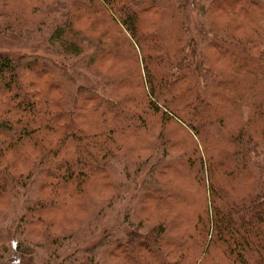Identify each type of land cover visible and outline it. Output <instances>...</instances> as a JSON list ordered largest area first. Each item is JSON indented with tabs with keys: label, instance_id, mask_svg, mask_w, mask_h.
Here are the masks:
<instances>
[{
	"label": "trees",
	"instance_id": "obj_1",
	"mask_svg": "<svg viewBox=\"0 0 264 264\" xmlns=\"http://www.w3.org/2000/svg\"><path fill=\"white\" fill-rule=\"evenodd\" d=\"M228 14L236 21L220 26ZM26 30L64 61L0 53V155L14 143L41 147L42 132L51 138L19 169L0 164L1 207L32 191L18 223L40 240L31 243L70 250L105 230L122 177L145 172L153 180L133 208L144 215L131 222L128 211V231L103 238L85 264H264V0H0V34ZM67 60L99 84L76 87ZM146 129L152 139L126 140ZM185 170L199 199L188 221L173 203L192 200L179 183ZM90 175L100 187L82 195ZM75 193L85 216L76 211L81 228L70 230L50 210Z\"/></svg>",
	"mask_w": 264,
	"mask_h": 264
},
{
	"label": "rangeland",
	"instance_id": "obj_2",
	"mask_svg": "<svg viewBox=\"0 0 264 264\" xmlns=\"http://www.w3.org/2000/svg\"><path fill=\"white\" fill-rule=\"evenodd\" d=\"M148 16L149 15H146V17L143 18V27L149 29L150 22ZM222 17V21L218 23L220 26H232L234 24V21H236L235 15L232 14L224 15ZM88 21L89 18L87 17L85 19L78 20L75 22V26L78 29L85 30L88 25ZM26 32L27 33L23 35H16L12 33L0 34V53L17 58H43L54 65L64 64L63 58L50 49L46 38H44V40H34L29 37L30 32L27 30ZM68 63L69 65H74L72 69L75 70V74H78V78L75 79L77 80L75 82L76 87L84 86L89 88L93 85L99 84L97 79L88 78V75H86L87 72L83 71L81 67L75 63L74 60L68 61ZM225 64L226 60L220 61L216 64V68H222ZM103 66L104 67H100V69H105L111 65L109 63L104 64ZM118 68L119 66L117 65L112 69V71L118 70ZM156 129L157 125L155 130ZM155 134L156 132H154V130L152 129H146L144 131L140 130L139 132H134V137L127 138L126 140L130 141L131 144H140L141 141H146V139L149 138L152 139ZM38 137L43 142V145H41V147H47L51 142V138L48 133H39ZM29 145L30 144L27 143H23L22 145H18L17 143L12 144L10 147H8V151L0 155V164L2 165L6 162V160L10 159L15 162L14 170L19 169L20 167L17 165L18 162H23L22 164L25 165V161L23 160H26L29 154H37L41 150L40 145H37L36 148H33ZM176 156L177 155H174L175 159ZM171 160L172 158L167 161L171 162ZM119 169L120 168L118 167L117 170ZM173 171L174 170L172 169V172ZM187 172L188 171L185 170L179 173V183L185 186H180L181 188H186L192 185L191 178ZM133 175L134 177H131V179H129L128 181H126V179L122 177V181H125L126 184V190H124V194H122L123 199L121 198L118 202H112V208L107 209L106 213L104 214L105 221L103 220L102 223L107 230L105 229V231L104 229H101V226L98 230H96L97 234L95 232L92 233L90 230H87V232L90 231L88 235H84L80 237V239L72 241L70 250H67L66 248H64V246H60L61 244L52 245L51 242L44 243L47 245L43 244V246L41 245L36 247L33 242L31 243V240L36 239L37 241H40L39 238L33 235H29L27 231L22 233L21 228L18 225L19 218L22 217L25 212L26 206L30 201H32V191L30 194L28 192L26 193V195H21L17 200H14L12 203L13 205L9 210L7 206H5L4 208L0 205V213L2 212L0 214V264H85L88 261H91V257H97L98 259L100 257L101 251L104 249V246H101V241L103 240V238L109 240L110 237L119 235L120 232L128 231V227L124 222V216L128 213V211V219L131 222H135V220H137L136 218H142V216L144 215L140 212L139 215L136 214L135 216L133 208L136 204L137 196H139V194L144 189V183L149 181L151 182L153 178L152 176L147 175L145 172L139 175L137 173H134ZM233 177L234 176L223 177L221 179L222 183L231 188L235 187L237 190L241 189V185H238L240 182H236L239 180H236ZM69 185L74 186V183L71 182ZM99 187L100 185L97 183L95 175H90V177H88L84 181V188L79 190V193L82 195L86 194L88 196L95 195L98 192ZM185 190L188 191L190 195H192V200L188 201L184 197H181L179 199H176L173 203L174 209H177L180 215L185 218L186 221H188L192 217L191 213L194 210V204L199 205V199H197L196 197L197 192L190 191L187 188ZM77 195V193L73 194L66 203L61 204L57 207V209L50 210V214L52 215V217L58 222L64 224V226L68 227V229L70 230L81 228L77 227L78 224L72 222L76 211L85 216L81 209L75 210V207L73 205L75 202L74 198L77 197ZM84 230H86V228L81 231ZM74 232H76V230ZM111 261L112 262L108 264H121L118 260Z\"/></svg>",
	"mask_w": 264,
	"mask_h": 264
}]
</instances>
